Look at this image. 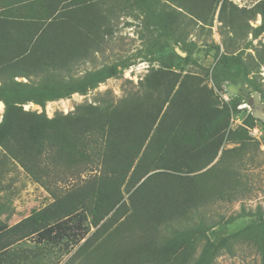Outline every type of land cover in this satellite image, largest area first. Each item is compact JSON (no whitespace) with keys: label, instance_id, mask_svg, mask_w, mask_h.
<instances>
[{"label":"trees","instance_id":"trees-1","mask_svg":"<svg viewBox=\"0 0 264 264\" xmlns=\"http://www.w3.org/2000/svg\"><path fill=\"white\" fill-rule=\"evenodd\" d=\"M47 1L14 5L18 11L46 14L36 21L40 26H32L30 47L5 45L11 40L7 34L10 29L8 22L0 19V102L5 107L0 145L34 177L29 162L38 160L46 145L52 151L56 148L48 144L54 136L63 135L69 143V147L56 148L54 158L66 159L71 166L90 159L87 146L92 143L102 149L101 174L64 195L45 189L54 202L0 232V264L13 246L29 238L53 246L70 243L68 255L78 247L71 260L82 256L85 264H213L222 250L231 251L232 243L228 238L220 239L213 227L193 225L192 221L196 212L210 203L215 190L225 191V184H229V169L222 164L236 149L226 150L225 145L250 146L248 128L259 120L250 114L242 126L232 130L230 109H212L206 86L193 83L190 75L180 81L181 75L162 69L149 73L140 84V93L107 104L105 112L91 104L52 119L44 113L25 111L29 103L44 108L47 102L86 94L129 66L114 64L65 81L64 73L97 52L99 47H93L89 34L97 33L102 18L97 16L96 3L74 0L73 8L61 9L67 0ZM45 3L56 5L46 9ZM133 4L141 10L148 28H155L166 44L187 54L185 58L176 55L180 61L194 60L196 44L183 41L176 27L183 14L158 11L153 0H133ZM189 4L198 7L200 22L206 24V15L214 17L218 12V21L233 31L247 14L248 20L260 15L262 23L253 29V38L264 34V0L252 9L239 8L229 0H189ZM178 7L194 12L184 5ZM67 14L72 27L60 28L50 43L49 28L64 25ZM47 21H51L49 25H45ZM213 46V80L219 88L225 83H251L254 92L264 96V89L249 81L251 70L241 57L220 54V47ZM241 102L237 95L234 109ZM84 137H88V145L79 149L77 144L83 143ZM125 191L129 195L126 200ZM89 215L96 228L92 234ZM235 237L253 243L264 264L262 215L231 238ZM200 240L203 245L196 257Z\"/></svg>","mask_w":264,"mask_h":264},{"label":"rangeland","instance_id":"rangeland-1","mask_svg":"<svg viewBox=\"0 0 264 264\" xmlns=\"http://www.w3.org/2000/svg\"><path fill=\"white\" fill-rule=\"evenodd\" d=\"M73 1L66 3L64 9L73 8ZM229 1L239 8L252 9L263 0ZM78 2L98 4L96 12L97 16L102 18V24L98 25L97 33H90L89 37L94 41L93 47L99 48L95 49L97 52H93L88 60L80 62L69 72L64 73L65 81L76 80L88 72L114 64L127 63L129 66L118 77L100 84L86 94H73L69 98L47 102L44 108L29 103L24 106L25 111L44 113L52 119L57 114H72L79 106L91 104L102 107L105 112L107 104H116L140 93L141 82L152 70L159 69L181 75L180 81L186 75H190L193 83L195 81L200 87L206 86L210 91L212 109H224L225 106L230 109L229 126L232 130L242 126L246 117L253 115L258 109L253 102L255 92L251 83H247V86L241 84L228 86L225 83L219 88V84L213 80L216 55L213 45L220 47V54L228 53L230 56L241 57L250 67L249 81L257 83L264 89V34L253 38V29L262 23L260 15L248 20L247 14L243 20L237 21L233 31L218 21V12L214 17L207 14L206 24L200 22L199 9L195 4H189V0H153L158 11L170 14L176 10L184 15L180 18L181 24L176 25L178 35H182L186 43H195L197 47L193 49L194 60L186 63L176 56L182 58L187 56L180 47L166 44L155 28H148L145 25L144 15L133 4V0H78ZM182 5L188 11L194 12L189 14L178 7ZM18 81L26 80L18 78ZM225 86L228 87L225 93L229 101L223 99L225 93L222 91ZM247 93L250 95L245 96ZM259 94L264 105V96ZM237 95L242 102L234 109L233 100ZM261 111L264 112V109ZM3 114L4 108L0 112V123ZM248 131L250 146L225 145L226 150L234 148L236 153L227 155L222 164L229 169L227 175L229 184H225V191H222L224 194L220 192L221 190H215L210 203L202 206L192 221L193 225L203 223L207 227H213L212 232L217 233L220 239L228 238L232 243L231 251L222 250L213 264H261L260 254L253 243L237 237L231 238L261 215L264 220V124L258 121L254 127L248 128ZM87 138L84 137L83 143L77 144L79 149L88 145ZM51 140L48 144L56 148L62 145L69 147L68 140L63 135L54 136ZM55 149L52 151L46 145L41 157L29 162L34 175L32 177L0 145V175L3 178L0 190V232L54 202L51 194L45 189L64 195L77 187L92 183L100 176L102 149H98L95 144L89 143L87 152L90 159L79 166L69 165L66 159H55L54 157H57ZM219 156L208 168L217 162ZM35 178L39 179L38 183ZM124 196L125 200L128 199L126 191ZM91 221L92 217L89 215L87 222L91 226L92 234L96 228L91 225ZM207 235L214 238L211 231H208ZM101 243L103 244V240ZM103 245L110 244L106 242ZM202 245L201 240L197 241L196 257ZM71 246L70 243L55 246L47 243L38 244L35 239L29 238L11 248L8 253L10 256L7 254L4 256L6 259L4 264H85L82 256L77 257L76 261L71 260L78 249L76 247L68 255Z\"/></svg>","mask_w":264,"mask_h":264},{"label":"crops","instance_id":"crops-1","mask_svg":"<svg viewBox=\"0 0 264 264\" xmlns=\"http://www.w3.org/2000/svg\"><path fill=\"white\" fill-rule=\"evenodd\" d=\"M36 2L40 0H0V19H3L8 22L9 24V31H8V37L11 39L10 42H5V45L7 44L10 47H27L31 46L32 43V26H40V23L36 22L38 19L41 20L43 18H46V14L43 17V13L38 14L37 12H25V11H18L16 7L14 6L19 3L23 2ZM49 1V0H48ZM47 1V2H48ZM56 2H61L65 0H55ZM83 1V0H81ZM71 2V0H67L68 3ZM83 3V2H82ZM81 4V3H80ZM56 3H51L49 6L47 3H45L46 9H53L55 7ZM65 6H61V9ZM16 10V11H15ZM71 15H66V23L63 25L60 24H53L49 28V33L47 37L49 39L47 41H50L51 39H54L55 36H57V32L60 30V28H71L72 27V18ZM54 17V15H53ZM25 21V22H16V21ZM51 21H47L45 25H49ZM26 28V29H25ZM5 108V107H4ZM2 176L0 175V190H1V184H2ZM33 184V182H32ZM36 186V184H33ZM37 187V186H36ZM48 193V192H47ZM4 198V197H3ZM4 202H1L3 204ZM51 204V203H50ZM17 224V223H16Z\"/></svg>","mask_w":264,"mask_h":264},{"label":"water","instance_id":"water-1","mask_svg":"<svg viewBox=\"0 0 264 264\" xmlns=\"http://www.w3.org/2000/svg\"><path fill=\"white\" fill-rule=\"evenodd\" d=\"M253 102H254L255 107L259 109V110L257 109L254 111L253 116L257 120H259L261 123L264 124V112L261 111L262 109H264V105L260 101V94L258 92H255L253 94Z\"/></svg>","mask_w":264,"mask_h":264},{"label":"built area","instance_id":"built-area-1","mask_svg":"<svg viewBox=\"0 0 264 264\" xmlns=\"http://www.w3.org/2000/svg\"><path fill=\"white\" fill-rule=\"evenodd\" d=\"M227 86H225V88H223V91L222 92H226V90H227ZM223 99L225 100V101H229V98H228V96H227V94L225 93L224 95H223Z\"/></svg>","mask_w":264,"mask_h":264},{"label":"bare ground","instance_id":"bare-ground-1","mask_svg":"<svg viewBox=\"0 0 264 264\" xmlns=\"http://www.w3.org/2000/svg\"><path fill=\"white\" fill-rule=\"evenodd\" d=\"M4 105L2 102H0V112L3 111Z\"/></svg>","mask_w":264,"mask_h":264}]
</instances>
